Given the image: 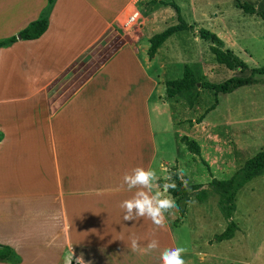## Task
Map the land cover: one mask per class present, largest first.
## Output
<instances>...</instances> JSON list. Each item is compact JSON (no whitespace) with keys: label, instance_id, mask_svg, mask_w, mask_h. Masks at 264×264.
<instances>
[{"label":"crops","instance_id":"0c3cea01","mask_svg":"<svg viewBox=\"0 0 264 264\" xmlns=\"http://www.w3.org/2000/svg\"><path fill=\"white\" fill-rule=\"evenodd\" d=\"M201 1L53 0L39 37L0 46V244L13 250L0 264H67L71 251L74 264L75 256L85 264H160V252L181 242L167 216L175 221L177 209L157 229L143 217L124 221L119 204L135 191L121 186L125 172H156V100L169 108L175 138L179 132L164 98L161 52L170 36L149 58L150 25L166 5L181 10L184 2L187 23H197ZM47 4L0 0V40L41 18ZM157 171L159 184L162 163ZM133 236L141 247L156 239L159 248L132 251Z\"/></svg>","mask_w":264,"mask_h":264},{"label":"rangeland","instance_id":"374dc122","mask_svg":"<svg viewBox=\"0 0 264 264\" xmlns=\"http://www.w3.org/2000/svg\"><path fill=\"white\" fill-rule=\"evenodd\" d=\"M246 1L257 10L264 9V0ZM180 6L182 17L189 22L190 5L184 2ZM197 7L199 18L203 9L202 19L192 24L193 29L173 33L163 44L161 52L168 71L166 78H180L185 66H189L198 84L191 91L168 100L174 126L179 131L176 132L178 141L174 136L173 123L168 122L169 108L156 100L153 111L156 174H162V171H157L160 163L165 167L166 174L169 168L178 170L177 158L182 162L184 182L187 185L203 184L206 189L207 197L202 201L192 193L180 228L176 220L173 221L167 214L173 235L181 240L177 246L186 249L183 254L186 264H264L263 173L246 182L236 193L232 218L238 229L234 237L217 241L213 246L208 243H212L214 234L223 231L227 225L218 204L219 195L211 190L209 181L212 178H229L248 158L264 149V130L260 129L264 125V83L241 86L226 94L202 88L203 81L220 83L232 76H246L247 73L218 63L210 51L211 41L197 34L198 29H208L226 42L232 39L235 48L228 47L234 49V53L249 67H258L264 64V23L256 13H245L238 8L234 0H204ZM164 11L152 21L151 34L179 23L173 6L166 5ZM214 12L219 15L215 16ZM216 99V107L205 114V119L196 123L195 120ZM182 135L198 142L199 155L190 153L181 144ZM166 178L167 175L163 180ZM163 185L160 184L161 188ZM175 216L178 217V213ZM157 255L158 251L156 259Z\"/></svg>","mask_w":264,"mask_h":264},{"label":"trees","instance_id":"16d2710c","mask_svg":"<svg viewBox=\"0 0 264 264\" xmlns=\"http://www.w3.org/2000/svg\"><path fill=\"white\" fill-rule=\"evenodd\" d=\"M235 5L242 9L245 13H256L264 23V9L257 10L256 7L246 0H234ZM53 0H48L47 7L44 15L36 20L31 21L26 27L21 29L17 35L11 36L7 39L0 40V46L13 42L18 39V36L22 39H34L39 37L48 27L47 12L51 8ZM177 12V19L179 21L176 25L168 26L166 29L159 33H155L149 39L150 45L147 49L149 58L154 57L157 49L163 44V42L171 36L173 33L185 30L193 29V25L188 24L180 13V8L175 3H170ZM197 34L204 40L211 41L210 51L214 54L218 63L225 65L230 69H239L242 73H247L246 76H232L220 83H214L209 81L201 82L202 88H208L215 93L226 94L230 93L241 86L252 85L256 83H264V64L258 67H249L245 61L237 56L216 33L202 29L197 30ZM197 85V80L193 70L189 66H185L183 75L180 78L169 79L165 82L164 98L173 99L179 96L181 93L191 91ZM217 104V99L212 103L204 113L195 120L199 123L204 118L205 114L214 109ZM180 141L186 145V148L194 153L200 154V145L198 142L187 135L180 137ZM264 174V149L258 151L255 155L248 158L244 164L239 167L229 178L216 179L212 178L208 185L211 190L219 195L218 204L221 211L224 213L227 219V225L223 231L214 234V241H222L224 239H230L234 236L235 231L238 229V225L232 218V212L235 209V196L237 191L249 180L258 174ZM170 177V179H169ZM174 183L175 189H169L168 193L175 199V203L178 207V217L176 223H178L184 216L187 205L190 201V196L195 193V197L202 201L207 197L206 189L203 184L187 185L181 176L178 174L176 168H169L167 171V178L165 180H159V184ZM13 255V250L8 245L0 244V259H9ZM74 264V263H72ZM229 264H234L230 262Z\"/></svg>","mask_w":264,"mask_h":264},{"label":"clouds","instance_id":"9594fccd","mask_svg":"<svg viewBox=\"0 0 264 264\" xmlns=\"http://www.w3.org/2000/svg\"><path fill=\"white\" fill-rule=\"evenodd\" d=\"M178 174L182 177L183 169L178 170ZM158 179L153 169L142 166L133 167L123 174L121 186L126 185L129 191L135 189L130 198L119 204L124 213V221H136L143 217L149 219L157 229L165 227V213L172 209L178 210L175 200L166 195L169 189H175V184L166 183L161 189L157 183ZM130 247L132 251L139 250L143 254H150L159 248V241L152 239L141 247L138 238L133 236L130 238ZM185 251V248L179 246L163 249L159 255L160 264H185L183 259ZM73 258L74 253L71 251L67 264H72ZM75 264H85L83 257L75 256Z\"/></svg>","mask_w":264,"mask_h":264},{"label":"built area","instance_id":"2783aa9c","mask_svg":"<svg viewBox=\"0 0 264 264\" xmlns=\"http://www.w3.org/2000/svg\"><path fill=\"white\" fill-rule=\"evenodd\" d=\"M135 18H136V13L130 15V16L127 18L126 22H132V21L135 20Z\"/></svg>","mask_w":264,"mask_h":264},{"label":"water","instance_id":"95a60500","mask_svg":"<svg viewBox=\"0 0 264 264\" xmlns=\"http://www.w3.org/2000/svg\"><path fill=\"white\" fill-rule=\"evenodd\" d=\"M19 37V36H18ZM198 84V83H197Z\"/></svg>","mask_w":264,"mask_h":264}]
</instances>
